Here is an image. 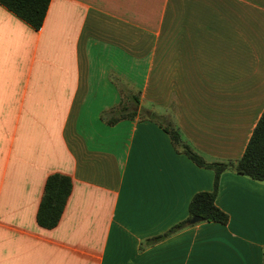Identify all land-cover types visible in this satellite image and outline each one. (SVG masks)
Masks as SVG:
<instances>
[{"label":"crops","instance_id":"0c3cea01","mask_svg":"<svg viewBox=\"0 0 264 264\" xmlns=\"http://www.w3.org/2000/svg\"><path fill=\"white\" fill-rule=\"evenodd\" d=\"M125 103L135 117L103 118ZM263 111L264 0H51L40 29L0 3V264H264V182L236 172L216 201L227 224L147 241L215 179L157 120L228 161ZM55 173L73 189L46 228Z\"/></svg>","mask_w":264,"mask_h":264},{"label":"trees","instance_id":"16d2710c","mask_svg":"<svg viewBox=\"0 0 264 264\" xmlns=\"http://www.w3.org/2000/svg\"><path fill=\"white\" fill-rule=\"evenodd\" d=\"M0 3L8 7L19 17L30 23L36 29H40L45 21L51 0H0ZM137 103L140 102L135 97ZM135 111L129 110L125 104L112 108L103 113V118L110 115L108 122L115 124L123 119L136 116ZM153 120L157 117L153 115ZM158 123L169 133L175 148L186 154L197 165L210 169L215 173L214 187L210 191H200L194 195L189 205V215L186 219L173 225L166 232L149 238L150 244L158 243L174 234L196 225L191 219L199 215L200 222H220L227 224L230 220L228 213L217 205V197L220 190L221 176L226 172H236L253 180L264 182V111L254 128L253 134L246 147L244 155L238 160L208 161L190 143L186 142L180 127L174 119L166 116ZM73 189L70 176L55 173L48 177L45 192L38 211V222L46 228H54L58 225L65 210L67 201Z\"/></svg>","mask_w":264,"mask_h":264},{"label":"water","instance_id":"95a60500","mask_svg":"<svg viewBox=\"0 0 264 264\" xmlns=\"http://www.w3.org/2000/svg\"><path fill=\"white\" fill-rule=\"evenodd\" d=\"M200 221H202V217L199 216V215H196V216H194V217L191 219V223H193V224L198 223V222H200Z\"/></svg>","mask_w":264,"mask_h":264}]
</instances>
